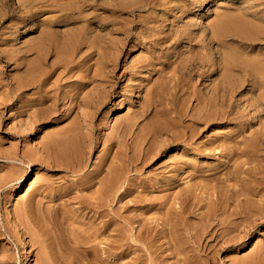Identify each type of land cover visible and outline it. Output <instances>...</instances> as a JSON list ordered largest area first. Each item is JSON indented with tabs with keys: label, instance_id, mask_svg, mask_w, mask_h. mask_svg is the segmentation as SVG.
Wrapping results in <instances>:
<instances>
[{
	"label": "rangeland",
	"instance_id": "374dc122",
	"mask_svg": "<svg viewBox=\"0 0 264 264\" xmlns=\"http://www.w3.org/2000/svg\"><path fill=\"white\" fill-rule=\"evenodd\" d=\"M150 1L0 0V264L35 262L36 250L33 252L34 248L30 246V235L27 234L28 230L25 232L27 228L24 221L30 225L43 218L41 215L43 216L45 207L53 205L49 198L53 193L75 188L82 180L89 181V172L94 170L100 160H105L104 156L108 151L106 160L112 159L116 152L122 162L120 167H126L129 171L116 196L120 199L116 208L119 207L117 210L121 217L117 228L125 236L131 233V218L136 214L131 211V183L136 181L135 187L145 185L153 189L154 183L148 182L154 174H160L161 181L155 187L161 189L155 198L167 194V184L174 183L169 189L177 191L188 182L201 183L202 178H191L189 169L179 171L181 175L174 172L176 166H181L182 160L193 165L198 174L203 171L204 174L216 173L223 177V168L219 166L227 159L218 146L224 142L233 145V141L241 142L260 128L264 130V106L248 105L253 93L258 92L252 88L254 83L257 89L258 77L232 71L231 78L243 81V84L238 90L241 93L235 94L230 109H227V120L201 126L202 122L197 120L200 107L198 96L206 92L210 84L218 83L220 72L202 80L188 77L183 68L188 58L206 54L205 49L192 46L199 37L207 34L206 30L218 15L224 14L241 15L260 28L256 37L250 41L251 44L242 45L235 41L230 42L229 47L235 51L241 50L239 54L242 57L256 58L264 63V0H185V3L178 0L186 12H169L171 15L166 16L167 21L163 23L165 27L160 34L161 37H171L163 45L162 52L170 54L173 61L158 72L152 70L154 67L161 69L160 63L143 68L135 64L144 53H148L146 48L149 46H142L141 42L131 40V35L138 32V29L135 31V26L140 28L141 24L145 26L147 23H140L132 18L131 12L135 11L134 14L140 19L149 18L150 24V15L154 11L149 8ZM10 10H13V14ZM26 10L41 12L28 17L30 13L23 12ZM242 10L257 13L256 18L241 12ZM155 12L158 13L157 10ZM158 14L161 15L160 12ZM23 15H27L29 21ZM38 20L45 21L46 24L38 25L35 23ZM14 27L18 28L17 32L10 35ZM174 32L175 35L172 36ZM185 33L191 34L187 36ZM176 34L181 35L176 37ZM219 48L216 42L211 49L216 62L218 56L214 52ZM21 82H31L30 87L15 92L17 83ZM85 96L101 100L93 98L92 101L96 104L91 107L75 105L76 98L79 100ZM142 108L149 109L139 117L137 113ZM163 110H167V114L160 112ZM134 120L137 123L132 128L133 132L125 137V141L117 144L118 134H112L114 129H120ZM158 121L167 124L163 130L155 133L153 127ZM190 128L193 133L189 131ZM142 131L147 133V138L135 144L137 133ZM57 133L61 137L65 134L62 138L67 139L74 148L70 155L74 156V153L79 152L84 155L85 167L82 173L67 174L62 171L63 168L52 166L50 151L45 143L55 136V139L59 138ZM70 133L72 138H65ZM189 139L188 145L185 140ZM208 142H213L211 147L200 152ZM143 155L150 156V159L135 173L131 169V165L134 166L132 160ZM235 159L236 155L233 157ZM241 159L244 160V157ZM139 163L138 168L142 165ZM232 163L231 160L230 164ZM233 183L231 181L229 184ZM17 186L21 187L16 191ZM47 186L52 189H46ZM30 200L33 201L26 206ZM71 204L68 206L69 210H76V205ZM31 205L30 211L28 207ZM21 211L24 215H20ZM29 212L33 214L34 221H29V216H32ZM19 222L23 228L19 226ZM128 242L131 244L130 240ZM162 242L165 244L166 241ZM262 243L264 244V223L251 230L235 247L223 245L224 249L218 250L215 255L214 264H235L232 260L245 258L262 247ZM103 256L107 261L110 258L111 261L114 260L112 256ZM129 257L121 261V264L130 260ZM117 259L120 260V257L114 261H118Z\"/></svg>",
	"mask_w": 264,
	"mask_h": 264
},
{
	"label": "bare ground",
	"instance_id": "6f19581e",
	"mask_svg": "<svg viewBox=\"0 0 264 264\" xmlns=\"http://www.w3.org/2000/svg\"><path fill=\"white\" fill-rule=\"evenodd\" d=\"M181 3H185V0H182ZM149 8L154 10L152 15H150V24L148 22L149 18L146 20L143 18L140 19L138 15L134 14L135 11L131 12V17L137 19L138 22H147L145 26L141 24L140 28L138 25L135 26V31L138 29V32L134 36L131 35V40L133 39L137 43L141 42L142 46H149L146 48V52L148 53H144V56L136 61L135 64L143 68L148 65L155 66L160 63L161 69L154 67L152 70L153 72H158L162 71V67L169 66L173 61L170 54L162 52L163 45L171 39L170 36H160L163 33L162 28L165 27L163 23L167 21L166 16L171 15V11L174 10L180 11L181 13L186 12V10L178 0H151ZM156 10L161 15L156 14ZM10 11L13 14V10ZM38 11L41 12L40 10ZM38 11L32 12L26 10L23 12L30 13L28 16L30 17L31 15H36ZM241 12L250 15L254 19L257 15V13H251L252 11L250 14L248 10H242ZM23 16H25L26 21L29 19L27 15ZM35 23H38V25L46 24L42 20L35 21ZM17 29L16 27L12 28L10 35L17 32ZM259 29L258 26L244 19L241 15H218L216 21L206 30L207 34L199 37L194 46L191 45L192 47L205 49L206 56L204 53H201L196 58H188L185 61V66H183L186 72L185 75L190 78L196 77L204 80L213 76L215 72H220V80L218 83L210 84L206 92L198 96V105L200 107L198 109L199 111L197 110V115L199 116L197 120L202 122L200 124L201 126H210L216 124L217 121L222 122L223 120H227V109H230L232 105L230 103L235 98V94L238 93L237 95H239L241 93L238 90L243 84V81L240 82L239 80L236 81L231 78L232 71L243 75L249 73L250 76L258 77L257 89L255 88V84L252 83V88L258 92L253 93L254 96L250 98L249 104H247L251 106H264V63L256 58L247 59V57H242L239 54L241 50L235 51L229 47V43L235 41L240 42L242 45L251 44L250 41L256 37ZM185 34L189 36L191 33ZM173 35H175V32ZM180 35L176 34V37ZM216 42L220 46L219 50L214 52L218 56V62L214 61L211 54L213 44ZM30 84L31 82L17 83L15 92L30 87ZM93 98L96 101L100 99L98 97L85 96L79 100L76 98L74 102L77 106L91 107L96 104V102L92 101ZM148 109L142 108L141 112L137 113V115L139 117L142 116L141 114H144ZM160 112L167 114L168 111L163 110ZM135 122L134 120L129 124L123 125L120 129H114L112 134H118L117 144L124 140L130 132H133L132 128L134 129L137 123ZM166 124V122L162 124L158 121L157 125L153 127V130L155 133L158 130H163ZM189 131L193 133V129L190 128ZM57 135L58 137L60 136V139H55L57 137L55 136L53 139L50 138L51 141L45 143L46 148L50 151L52 166L63 168L62 171L67 174L76 175L82 173L85 167L84 155H81L80 152L74 153V156L72 154L70 155L74 151V148L67 142V139L62 138L65 134L62 137L59 133ZM69 135L65 138H72L73 135L71 133ZM136 136L135 144L139 141L143 142L147 138V133L142 131L141 133H137ZM263 136L264 130L262 131L260 128L258 132L253 133L251 137L244 138L241 142L233 141V145L224 142L218 146L221 148V152H224L222 154L223 157L227 159L226 162L221 163L219 166L223 168L224 173L221 175L224 178L219 177L216 173L204 174L202 171L198 174L193 168V165L182 160L180 162L181 166H176L174 172L179 174V171L182 172L184 169H189L191 178H202L201 183L188 184V182L185 187L177 191L169 189L175 185L174 183L167 184L165 186L166 190H168L167 194H162L158 198H155V195L160 193L158 190L161 187L157 188L155 185L158 181H161L160 177L162 176L160 174H154L148 182L154 183V186H152L153 189L145 185L135 187L136 181L134 184L131 183V211H134L136 214H133L134 217L131 218V233L125 236L121 235L120 230L117 228L118 220L121 217L118 215L117 209L119 207L116 208V203L120 199L116 196L129 171L126 167H120L122 166V162L116 152L113 154L112 159L108 160L107 158L106 160L108 151L104 156L105 160H100V163L95 166L94 170L89 172L87 176L89 181L85 179L80 184H77L75 188L67 189V186H65L66 189L64 190L54 191L55 193L49 197L50 203L53 205L48 208L45 207V211L42 209L44 214L41 217L43 218L40 220L37 219V223L32 222L30 225H27L24 221L25 228H27L25 232L28 230L27 234L29 233L28 235H30V239L28 238L30 246L34 248L33 252L36 250L34 263L121 264V261L131 256L129 257L130 260L122 264H214L215 255L218 253V250L224 249L222 247L223 245L235 247L247 237L251 230L264 223ZM189 141L190 139L185 140V143L189 145ZM213 142H208L206 145L203 144L205 147H203L204 149H200V152L201 150L209 149ZM41 144L43 145V142ZM176 145L179 146L180 144ZM116 147L117 150L118 146L116 145ZM107 148H109V145ZM235 155L236 159L233 160ZM144 156L136 159L133 158L132 164L134 163V166L131 165V169L133 168L135 173L139 172L143 164L150 159V156ZM241 157H244V160ZM231 160L233 162L232 164H230ZM138 162H140V165L142 164L139 168L137 165ZM250 164L253 165L248 168L243 167ZM173 178L175 177H171V179ZM231 181L234 183L229 184ZM20 187L17 186L15 190H19ZM45 188L52 189L50 186ZM126 195L128 196V194ZM32 201L30 200L26 206L30 205ZM71 203L76 205V210H69L68 206ZM41 206L40 208H42ZM71 206L73 207L72 204ZM31 207L32 205L28 208L30 209ZM21 210L24 209L21 208ZM21 214L24 215L22 211ZM29 215L27 214V216ZM30 216L29 221H34L35 218H32L33 214L31 216L32 219H30ZM22 217L20 218L22 219ZM16 220L19 219L16 218ZM19 221L23 222L22 220ZM126 223L128 224V222ZM21 227L23 228L22 225ZM34 229H38L40 234ZM125 231H127L126 228ZM128 240L131 241V244ZM163 240L166 241V246L162 242ZM166 252H169V254ZM103 255L107 258L112 256L114 260L120 257V260L111 261L110 258V261H107ZM200 259L204 261L200 262ZM232 262L235 264H264V244L245 258L232 260Z\"/></svg>",
	"mask_w": 264,
	"mask_h": 264
}]
</instances>
